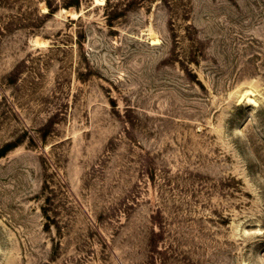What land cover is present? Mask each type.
I'll use <instances>...</instances> for the list:
<instances>
[{"label":"rangeland","instance_id":"obj_1","mask_svg":"<svg viewBox=\"0 0 264 264\" xmlns=\"http://www.w3.org/2000/svg\"><path fill=\"white\" fill-rule=\"evenodd\" d=\"M71 1L0 0V264H264V0Z\"/></svg>","mask_w":264,"mask_h":264},{"label":"trees","instance_id":"obj_2","mask_svg":"<svg viewBox=\"0 0 264 264\" xmlns=\"http://www.w3.org/2000/svg\"><path fill=\"white\" fill-rule=\"evenodd\" d=\"M145 1H148V0H130V2H145ZM107 2H108V0H107ZM78 5H79V0H72L68 4V8H71V6H74L76 9H78ZM47 6H48L47 15H52L54 13V10L50 7L49 2L47 3ZM15 146L16 145H13V144H7V145H5V147L1 148L0 159H1V157L5 156L9 151H11L13 148H15ZM45 189H47V185L44 186V190ZM45 200H46V204H49V205L51 204V200L48 197ZM42 212H43L44 217L46 219L50 220L49 216H48V207L47 206H43ZM45 229L50 230V224L49 223H46Z\"/></svg>","mask_w":264,"mask_h":264},{"label":"bare ground","instance_id":"obj_3","mask_svg":"<svg viewBox=\"0 0 264 264\" xmlns=\"http://www.w3.org/2000/svg\"><path fill=\"white\" fill-rule=\"evenodd\" d=\"M99 2H102L103 0H98ZM251 92V91H250ZM249 91H246L245 92V94L242 96V97H244V98H247V96L249 95V94H252V93H250ZM244 93V92H243ZM247 103H249V104H253V105H255L256 104V102H254L252 99H250V98H247Z\"/></svg>","mask_w":264,"mask_h":264}]
</instances>
